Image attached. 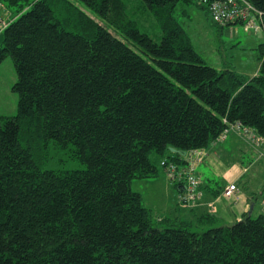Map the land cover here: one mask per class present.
Wrapping results in <instances>:
<instances>
[{"label":"trees","instance_id":"1","mask_svg":"<svg viewBox=\"0 0 264 264\" xmlns=\"http://www.w3.org/2000/svg\"><path fill=\"white\" fill-rule=\"evenodd\" d=\"M77 1L99 20L71 0H0L15 10L0 63L11 58L18 94L0 116V264H264L263 214L155 223L131 188L237 123L264 139V44L245 78L194 50L179 19L193 0H141L158 41L125 0ZM248 1L264 32V0Z\"/></svg>","mask_w":264,"mask_h":264},{"label":"rangeland","instance_id":"2","mask_svg":"<svg viewBox=\"0 0 264 264\" xmlns=\"http://www.w3.org/2000/svg\"><path fill=\"white\" fill-rule=\"evenodd\" d=\"M71 1L88 15L99 20L83 3L77 0ZM125 1L129 15L138 22L140 30L148 34L154 41H158V36L160 35L159 26L149 12L141 10V0ZM7 9L8 11L0 8V48L2 46L3 35L1 31L3 25L15 14L14 8L7 7ZM185 9L187 14L179 17L180 22L194 50L208 66L219 71L230 69L245 78H251L258 73L260 65L259 48L264 44L262 28L256 32H245L240 23L220 27L209 19L206 9L198 5L196 0L185 6ZM16 80L17 75L12 60L7 57L0 63V116H15L17 114L18 94L12 90ZM243 141L244 144H239V148L224 146V151L219 156L215 154L216 148H212L214 146L211 147V150L210 148L205 150L206 159H203L204 162L201 166L199 164L203 160L196 166V175L200 181L202 196L195 204L188 205L181 201V196H177L176 190L171 185H183L185 183L182 181L176 183L171 181L165 174L166 169L162 170L160 167L162 162H159L157 158L155 160H157L156 164L159 169L158 176L153 179L133 180L131 188L141 194L142 203L144 207L151 211L155 223L161 217L182 219L186 215L189 216L187 212L194 210L201 204L204 189L200 174L204 177V181L213 188L226 184L235 185L236 190L241 187L240 194L237 196L238 204L233 205V201H231L236 219H241L247 201H250L251 197H256L255 202L253 201L256 207L253 209L252 216L264 215V143L258 145L251 139L245 138H243ZM249 146L258 154V156L256 154L254 159L246 150L250 148ZM151 156H155V154ZM253 165L254 167L258 166L259 170H254ZM244 168H247L248 171ZM243 169V172L247 171V173L238 180V175L242 173ZM222 191L223 189L219 194L220 197L229 201L230 198L222 195ZM209 208L211 212L215 210V203L211 202ZM208 214L209 212L197 218L186 219V221L192 223L194 228H198L200 219ZM233 216L224 218V224L232 225L237 222ZM207 228L206 226L201 227L196 231H203Z\"/></svg>","mask_w":264,"mask_h":264},{"label":"built area","instance_id":"3","mask_svg":"<svg viewBox=\"0 0 264 264\" xmlns=\"http://www.w3.org/2000/svg\"><path fill=\"white\" fill-rule=\"evenodd\" d=\"M207 6L208 14L215 23L225 24L238 22L242 24L245 32H256L262 28V12L256 9L248 0H200ZM5 25V24H4ZM263 31V28H262ZM240 137L251 139L256 144L264 143V139L258 136L253 130L243 127L240 123L232 127ZM228 132L225 131V134ZM222 134L217 141H223L226 137ZM186 164L178 167L175 164L166 165V175L173 182L184 181V192L181 201L184 204H195L201 199L202 192L200 189V181L196 175V166L206 156L205 150H197L192 152L190 156L183 154ZM165 167V166H164ZM236 190L235 185L230 184L223 188L222 195L232 198Z\"/></svg>","mask_w":264,"mask_h":264},{"label":"crops","instance_id":"4","mask_svg":"<svg viewBox=\"0 0 264 264\" xmlns=\"http://www.w3.org/2000/svg\"><path fill=\"white\" fill-rule=\"evenodd\" d=\"M6 11H8V10H6ZM222 144H223V146H221ZM239 144H244L243 138H241L240 136L236 135V133L235 134L234 133H230L223 141H221L220 143L214 145V147H212V146L211 147L212 148H216L215 149V154H217L219 156L224 151V146H231V147L239 148L240 147ZM211 147H210V150H211ZM246 150H247V152L250 153V155L254 159L256 154H257V152L254 149H252L251 147L246 149ZM257 156H258V154H257ZM205 159H206V157H204V160ZM204 160L202 161V163L199 164L200 166L203 164ZM244 169H246L248 171L247 168H244ZM244 169L242 170V173H240L238 175V180L243 178L245 176V174L247 173V171L245 173L243 172ZM253 169L256 170V171L259 170L258 166L254 167V165H253ZM200 175H201L200 178L202 180V186H203V189H204L203 190L204 192H203L202 202L194 210L187 212L189 214V216L186 215L185 217H182V219L184 218V220H186V219L190 220L192 217L193 218H197L200 215L206 214V213L209 212V214L215 215L218 218V220H220V224H222V225H225L224 222H223L224 218H227L229 216L232 217L234 215L233 218H235L236 221L240 220V219H236V216H235V214L233 212L232 204L233 205H237L238 204L237 196L240 194L241 187H238V191L235 192L234 196L232 198H230L229 201H226L227 199L220 197L219 194H220L221 190L225 186H227V184L223 185V186H220V187H214L213 188V187H210L208 185V183H206L204 181V177H202V174H200ZM183 187H184L183 185H180L179 189L174 188L176 190V192H177V196H178V193L183 189ZM255 198L256 197H251L250 201L249 200L247 201L246 208H245L244 212L242 213V215L244 213L245 214L249 213V215L251 214V216H252L253 209L256 207V204L254 203L255 202L254 201ZM231 201H233L232 204H231ZM211 202L215 203V210H212V212L210 211V208H209V204ZM260 205L262 206V204H260Z\"/></svg>","mask_w":264,"mask_h":264},{"label":"water","instance_id":"5","mask_svg":"<svg viewBox=\"0 0 264 264\" xmlns=\"http://www.w3.org/2000/svg\"><path fill=\"white\" fill-rule=\"evenodd\" d=\"M169 150H170L171 152H173V153H175V152H176V150H175V149H173V148H169Z\"/></svg>","mask_w":264,"mask_h":264}]
</instances>
